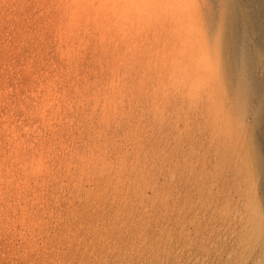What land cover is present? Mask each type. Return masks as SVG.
<instances>
[{"label": "rangeland", "instance_id": "obj_1", "mask_svg": "<svg viewBox=\"0 0 264 264\" xmlns=\"http://www.w3.org/2000/svg\"><path fill=\"white\" fill-rule=\"evenodd\" d=\"M205 1L206 0H202L201 2H204L202 4H206ZM169 2H172L174 6H181L182 4L192 5L194 2H198L197 6H200L198 0H0V243H2V245L0 244V264H15L18 260V263L20 262L21 264H264V241H262L264 240V233L262 232L264 231V210L263 213L261 211V209H264V206H262L264 205V191L260 182L261 177L258 172L254 167L249 168L250 164L244 165L247 163L246 160L249 161L246 159L247 157L245 155L246 148L244 146V140L237 138L231 141L227 138L225 133L220 135L216 128L213 129L210 115L207 116L209 120L205 116L209 114L207 111L209 101L207 96H205L206 93L204 88L195 86L193 89L191 80L186 81V79L184 81L183 76L178 73L177 67L176 70L172 68L175 72L172 74L170 73L172 70L169 72H162L161 70L164 66L161 65L162 68L156 66L164 62V57L169 56L170 53L167 52L166 49H169L173 44L172 38L170 39L166 38L167 36H163L164 33L170 35L174 30L171 22L172 11L171 9L167 10V7H171L169 6ZM105 3L107 4L105 5ZM117 6L118 8H116ZM109 12L111 15H109ZM85 22L89 26L85 24ZM89 22L92 23L90 24ZM187 23L193 27L192 35H197V39L201 38L203 41L206 40L205 16L199 14V16L187 19ZM79 24L86 26L83 28V26ZM107 25L110 26L108 27ZM159 26L161 27L160 30H158ZM83 30L84 32H82ZM108 30L110 32L109 37ZM143 30H145L144 35L142 33ZM89 31L90 33H88ZM149 32H152L153 35L151 33V35L148 34ZM158 32L159 34H157ZM63 35L65 36L63 37ZM72 36L74 37L73 41ZM80 36L79 42L82 37V40L85 41V44L81 41V43H83L82 46L78 43L77 37ZM106 37L108 38L105 39ZM63 39L67 41L65 42L64 40L63 42ZM106 40L108 42H105ZM123 41L127 42L123 43ZM103 42L105 43L103 44ZM94 44H96V46ZM111 44L112 47L113 44H115V49L110 46ZM123 44L124 47H122ZM103 45L104 51L108 48L106 52L102 50ZM109 46L115 51H112ZM118 46L121 50L117 48ZM95 47L96 49H94ZM84 48L86 49L85 51ZM92 49L95 51H92ZM116 50H118V52ZM128 53H130V55ZM92 54H94V56ZM117 58L120 61L117 60V62H115L114 60ZM105 59L107 61L104 63ZM107 62L109 63L106 64ZM127 63L130 64L128 65ZM100 64L103 65V67L100 66ZM105 64L110 66L111 69L110 67H106ZM117 64H119L118 67H116ZM151 66L153 71L156 70L158 73L154 74L150 69ZM101 67L103 68V72H100L102 71ZM115 67L116 70H114ZM95 68L98 69L95 70ZM106 69H108V71ZM124 69H126V72L121 73V70L125 71ZM163 73H165V75ZM97 74L98 76H96L95 79V75ZM100 74H104V77ZM145 74H147V78ZM108 75L114 80L110 79ZM117 75H119V77ZM191 77L194 79L193 73ZM136 78L139 79L137 80ZM89 79L91 80L89 81ZM115 79L118 80L119 83ZM88 81L90 83H87ZM120 81L125 84H122ZM162 83H164L165 86L160 88ZM87 84H89L90 87ZM94 84L96 86H93ZM136 84L139 85V89ZM99 85L101 91L98 89ZM109 85L112 90L108 89ZM114 85L115 87H113ZM122 87L126 89L123 90ZM103 89L105 91H102ZM116 90L120 91L117 92ZM195 92H198V95H196ZM136 98L137 101L135 100ZM165 99H168L165 101L166 103H164ZM168 101L174 102V105L172 103L169 104ZM109 103H111L112 107ZM104 106H106L108 110H103ZM128 107L130 108L126 109ZM170 107L172 109H170ZM179 108L182 110L180 111ZM131 110H134L135 115H133ZM104 111L107 112V114ZM182 111L184 112L181 113ZM118 112H120V114ZM163 113L167 116L164 117L165 114ZM185 113L187 115H185ZM180 114H182V116L184 115L182 118L185 120L189 117L187 122L185 120L183 122V119L181 120ZM125 117H130L128 120L131 122L127 121ZM176 119H178L179 122ZM107 120H109V122ZM150 120L152 122H150ZM169 120H171V122H168ZM100 121L104 124L106 123L105 126ZM115 121L118 123H115ZM119 121L121 122L119 123ZM190 121L191 125L189 124ZM167 122L168 125L166 124ZM169 123L174 125V129L173 125ZM109 124L108 130L106 125L108 126ZM160 124L163 127L160 128ZM141 127L142 130L140 129ZM175 130H177V132H174ZM60 131L63 132L61 133ZM104 134L107 137L109 136L108 140H106L107 137L104 139ZM259 134L257 139L264 150V132ZM146 135H148V137H146ZM110 137L111 140L113 139L112 141ZM183 137L184 139H182ZM178 138H181L179 142H177ZM186 138H188V141ZM222 138L223 140H221ZM261 140L263 141L261 142ZM130 141L131 144H128ZM183 142L185 143L183 144ZM177 143H179V145ZM96 144L102 146H99V149H97L98 146ZM195 144L197 148L194 146ZM216 144L217 146H215ZM177 145V150L179 151L176 150ZM185 145L186 149L185 147L182 148ZM188 146L190 147L188 148ZM109 147H111V149ZM191 147L194 148L192 149ZM100 148H102V151ZM164 150L166 153H164ZM195 151L198 155H195L196 153L194 154ZM221 151H223V154ZM230 151L231 153H229ZM241 152L243 156H245L243 158L246 159H244L243 162L240 155ZM159 154H162L161 158ZM212 154L215 155L213 156ZM216 154L220 155V157L218 155L216 156ZM183 155L184 158L181 159L180 157H183ZM196 156L198 158H196ZM88 157L91 158V161L88 160ZM171 157L173 159H171ZM188 158L195 164L193 165L194 167L191 161H187L190 160ZM220 160H222L221 163ZM167 161L170 163H167ZM177 161L179 163H177ZM216 161H218L219 166H217L218 164H214L217 163ZM95 162L98 165L94 164ZM188 162L191 163L189 164ZM198 162H200L199 165ZM240 162L243 163L241 167H239V164H241ZM103 163L104 165H102ZM206 163H211L212 165L210 164V166ZM189 165H191L190 167H193V169H190ZM36 166L38 169L35 168ZM83 166L85 173L83 172ZM216 166L218 171L215 169ZM248 168L254 171L251 170L250 174ZM40 169L42 171H40ZM188 169H190L192 173ZM211 169L215 171L212 172ZM245 169H247V171L243 173ZM207 170L211 172L208 174ZM216 171L217 174L215 173ZM213 173L215 174L213 175ZM241 173H243V175H241ZM247 173L249 175H246ZM230 174H233V176L235 175L234 177L236 179L232 178L233 176ZM178 175L180 177H178ZM80 177L83 178L81 179ZM192 178L194 179L192 180ZM209 178L213 180L211 181ZM232 179L234 182L231 181ZM248 179L250 180V183L248 182L249 186L247 185L248 183L245 184L244 182L248 181ZM252 180L254 183L251 182ZM82 183H85V185ZM180 183H182V185ZM90 185L92 187H90ZM100 186L102 190H98ZM187 187L189 188L187 189ZM237 187L239 188L237 189ZM82 188H84V191H82ZM86 188L88 191H86ZM254 190L256 192L258 191L257 194ZM233 192L234 194L232 195ZM251 195L255 196L256 200H253L255 198ZM153 197H155V200ZM257 198L259 201L262 200V203L257 202ZM210 202H212V204ZM125 203L127 205H125ZM104 204L105 206H103ZM254 205L258 206L255 208ZM48 206H50L49 209ZM252 207L255 209L253 210ZM148 214L150 216H148ZM258 214L262 216H257ZM142 216L143 218H141ZM260 218L263 221H260ZM258 219L260 223L262 222L263 226L262 224L257 226L259 224L257 223ZM199 222L200 224H198ZM22 230H24V232ZM16 234L18 236H16ZM101 237L104 240H102ZM258 237H260V239ZM258 240L261 242L259 243ZM262 243L263 245L261 246ZM97 248L99 250H97ZM131 250L134 253L131 252ZM12 252L15 257L11 254ZM6 254L8 255L6 256ZM14 258L17 260H13Z\"/></svg>", "mask_w": 264, "mask_h": 264}, {"label": "bare ground", "instance_id": "obj_2", "mask_svg": "<svg viewBox=\"0 0 264 264\" xmlns=\"http://www.w3.org/2000/svg\"><path fill=\"white\" fill-rule=\"evenodd\" d=\"M11 1V0H10ZM122 1V0H121ZM139 1V0H138ZM199 1V3H200V6H197V3L198 2H194L192 5H187V4H182L181 6H179V5H175L174 6V4L172 3V2H169V6H171V7H167V10H170L171 9V11H172V20H171V22H172V28H174V30L170 33V35L169 34H167V33H164L163 34V36H167L166 38H172L173 39V44L171 45V47L169 48V49H166L167 50V52H169L170 54H169V56H166V57H164L163 59H164V62H162V63H160L159 65H156V66H158V67H161L162 68V66H164V68L161 70L162 72H169L170 70H172V68H174L175 70H176V67H177V71H178V73L179 74H181V76H183V78H184V81L186 80V81H189V80H191V86H192V88L194 89L195 88V86H200V88H204V91H205V93H206V95L205 96H207V98H208V109H207V111L209 112V114H206L205 116L207 117V116H209L210 115V119H211V122H212V126H213V129L214 128H216V130H217V132L221 135V134H223V133H225L226 134V136H227V138H229L231 141H233L234 139H237V138H239L240 140L242 139V140H244V142H245V148H246V159H248L249 161H247L245 158H243V157H245V156H243V153L241 152V157H242V162L244 161V159L246 160V164H244L245 166L246 165H249V168L251 167H254V169L258 172V174L260 175V179H261V184H262V188H263V191H264V150H263V147L261 146V144H260V142L258 141V139H257V137H258V135H260L259 133H261V132H264V0H206L205 1V3L206 4H202V3H204V2H201L202 0H198ZM27 2V1H26ZM35 2V1H34ZM71 2V1H70ZM90 2V1H89ZM116 2V1H115ZM140 2H142V1H140ZM167 2V1H166ZM91 3V2H90ZM123 3V2H122ZM138 3V2H137ZM152 3V2H151ZM187 3V2H186ZM14 4V3H13ZM33 4V3H32ZM107 3H105V5H106ZM9 5V4H8ZM20 5V4H19ZM35 5V4H34ZM66 5V4H65ZM145 5V4H144ZM150 5V4H149ZM21 6V5H20ZM109 6V5H108ZM151 6V5H150ZM165 6H167V5H165ZM164 6V7H165ZM24 7V6H23ZM89 7V6H88ZM52 8V7H51ZM68 8V7H67ZM91 8H93V7H91ZM116 8H118V6L116 7ZM151 8V7H150ZM163 8V7H162ZM44 9V8H43ZM101 9V8H100ZM132 9V8H131ZM14 10V9H13ZM28 10V9H27ZM57 10H58V8H57ZM59 11V10H58ZM95 11V10H94ZM142 11V10H141ZM147 11V10H146ZM146 11H145V13H146ZM0 12H1V10H0ZM13 12V11H12ZM25 12V11H24ZM136 12V11H135ZM134 12V13H135ZM157 12V11H156ZM36 13V12H35ZM110 13V12H109ZM149 13V12H148ZM147 14V13H146ZM171 14V13H170ZM199 14H202V16H205V22H206V34H207V38H206V40L205 41H203V40H201V38L200 39H197V35L195 36V35H192V29H193V27L190 25V24H188L187 23V19H189V18H193V17H196V16H199ZM12 15V14H11ZM22 15V14H21ZM109 15H111V13L109 14ZM130 15H131V13H130ZM19 16V15H18ZM17 16V17H18ZM28 16V15H27ZM167 16H169V15H167ZM85 17H86V15H85ZM146 17H147V15H146ZM6 18V17H5ZM11 18V17H10ZM32 18H33V16H32ZM40 18H41V16H40ZM110 18H111V16H110ZM115 18H116V16H115ZM4 19V18H3ZM12 19H14V18H12ZM30 19V18H29ZM86 19V18H85ZM145 19V18H144ZM167 19H168V17H167ZM149 20V19H148ZM204 20V19H203ZM16 21V20H15ZM97 21V20H96ZM10 22V21H9ZM84 22V21H83ZM168 22V21H167ZM33 23V22H32ZM64 23H65V21H64ZM90 23V22H89ZM92 23V22H91ZM90 23V24H91ZM112 23V22H111ZM110 23V24H111ZM35 24V23H34ZM40 24H41V22H40ZM83 24V23H82ZM80 25V26H83V28L86 26H84V25ZM85 24H87L86 22H85ZM108 24H109V22H108ZM88 25V24H87ZM154 25V24H153ZM152 25V26H153ZM164 25H167V24H164ZM20 26V25H19ZM77 26V25H76ZM89 26V25H88ZM108 26V25H107ZM110 26V25H109ZM108 26V27H109ZM112 26V25H111ZM94 27V26H93ZM167 27V26H166ZM10 28V27H9ZM30 28H31V26H30ZM72 28V27H71ZM90 28V27H89ZM160 26H159V28H158V30H160ZM36 29H38V28H36ZM35 29V30H36ZM78 29V28H77ZM93 29V28H92ZM99 29V28H98ZM101 29V28H100ZM34 30V31H35ZM47 30V29H46ZM62 30H63V28H62ZM67 30V29H66ZM86 30V29H85ZM89 30V29H88ZM87 30V31H88ZM152 30V29H151ZM157 30V31H158ZM38 31V30H37ZM75 31H76V29H75ZM80 31V30H79ZM94 31V30H93ZM131 31V30H130ZM144 31L145 30H143V35H144ZM149 31V30H148ZM147 31V32H148ZM29 32V31H28ZM78 32V31H77ZM81 32V31H80ZM82 32H84V30L82 31ZM162 32V31H161ZM37 33V32H36ZM46 33V32H45ZM85 33H86V31H85ZM88 33H90V31L88 32ZM93 33V32H92ZM91 33V34H92ZM95 33H96V31H95ZM107 33V32H106ZM106 33H105V35H106ZM109 30H108V37H109ZM130 33V32H129ZM152 34V32H149L148 34ZM65 34V33H64ZM69 34V33H68ZM87 34V33H86ZM94 34V33H93ZM150 34V35H151ZM157 34H159V32L157 33ZM82 35V34H81ZM84 35V34H83ZM88 35V34H87ZM87 35H85V36H87ZM90 35V34H89ZM102 35V34H101ZM119 35V34H118ZM121 35V34H120ZM142 35V34H141ZM147 35V34H146ZM153 35V34H152ZM155 35V34H154ZM26 36V35H25ZM36 36V35H35ZM44 36V35H43ZM50 36V35H49ZM65 35H63V37H64ZM84 36V37H85ZM117 36V35H116ZM42 37V36H41ZM73 37V36H72ZM76 37V36H75ZM88 37V36H87ZM108 37H106L105 39H107ZM111 37V36H110ZM149 37V36H148ZM152 37V36H151ZM27 38V37H26ZM36 38H37V36H36ZM66 38V37H65ZM78 38V43H80L79 45H83V43H81V41H83L84 42V44H85V41L84 40H82L83 39V37H82V39H81V41L79 42V39L81 38V36L80 37H77ZM86 38V37H85ZM84 38V39H85ZM89 38V37H88ZM101 38V37H100ZM126 38V37H125ZM144 38V37H143ZM30 39H34V38H30ZM73 39H74V37L72 38V41H73ZM112 39V38H111ZM115 39V38H114ZM194 39V40H193ZM52 40V39H51ZM64 40L65 39H63V42H64ZM69 40H71V39H69ZM68 40V41H69ZM96 40V39H95ZM94 40V41H95ZM99 40V39H98ZM148 40V39H147ZM67 40H65V42H66ZM76 41H77V39H76ZM90 41V40H89ZM144 41V40H143ZM168 41V40H167ZM33 42V41H32ZM40 42V41H39ZM69 42H71V41H69ZM75 42V41H74ZM99 42V41H98ZM105 42H108L107 40L105 41ZM105 42H103V44L105 43ZM110 42V41H109ZM121 42V41H120ZM127 41H123V43H126ZM162 42V41H161ZM34 43V42H33ZM36 43H38V42H36ZM115 43V42H114ZM151 43V42H150ZM169 43V42H168ZM30 44V43H29ZM122 44V43H121ZM129 44V43H128ZM17 45V44H16ZM89 45V44H88ZM95 46H96V44H94ZM97 45H99V44H97ZM102 45V44H101ZM100 45V46H101ZM142 45V44H141ZM146 45V44H145ZM52 46V45H51ZM90 46V45H89ZM99 46V47H100ZM107 46V45H106ZM111 47H112V44L110 45ZM109 46V48H111ZM147 46V45H146ZM57 47V46H56ZM84 47H85V45H84ZM98 47V46H97ZM102 47V46H101ZM115 47V44H113V47L112 48H114ZM122 47H124V44L122 45ZM145 47V46H144ZM83 48V47H82ZM81 48V49H82ZM87 48V47H86ZM111 48V50L113 51L114 49H112ZM117 48H119V46L117 47ZM116 48V49H117ZM129 48V47H128ZM162 48V47H161ZM49 49V48H48ZM79 49V48H78ZM90 49V48H89ZM94 49H96V47L94 48ZM94 49H92V51L94 50ZM99 49V48H98ZM107 50H108V48H106ZM120 50H121V48H119ZM23 50H25V49H23ZM86 49L84 48V51H85ZM91 50V49H90ZM101 50V49H100ZM99 50V51H100ZM103 52H106V51H104V45H103ZM110 50V49H109ZM124 50H126V49H124ZM28 51H29V49H28ZM54 51V50H53ZM80 51H82V50H80ZM95 51V50H94ZM97 51V50H96ZM115 51V50H114ZM117 52H118V50H116ZM149 51V50H148ZM159 51V50H158ZM72 52V51H71ZM83 52V51H82ZM98 52V51H97ZM96 52V53H97ZM122 52V51H121ZM147 52V51H146ZM206 52V53H205ZM22 53V52H21ZM44 53V52H43ZM100 53H101V51H100ZM109 53V52H108ZM120 53V52H119ZM85 54V53H84ZM87 54V53H86ZM99 54V53H98ZM105 54H107V53H105ZM110 54H111V52H110ZM115 54H117V53H115ZM122 54V53H121ZM129 55H130V53H128ZM150 54V53H149ZM69 55V54H68ZM93 56H94V54H92ZM103 55V54H102ZM108 55V54H107ZM114 55V54H113ZM120 55V54H119ZM96 56V55H95ZM112 56V55H111ZM121 56V55H120ZM100 57V56H99ZM103 57V56H102ZM118 57V56H117ZM127 57V56H126ZM140 57H142V56H140ZM84 58V57H83ZM105 58H106V56H105ZM112 58V57H111ZM119 58V57H118ZM116 59V60H114L115 62H117V60L118 61H120L119 59ZM39 59V58H38ZM43 59V58H42ZM90 59H92V58H90ZM103 59H104V57H103ZM109 60H111L110 58H108ZM168 59H170V60H168ZM87 60V59H86ZM89 60V59H88ZM98 61H100L99 59H97ZM139 60V59H138ZM17 61V60H16ZM45 61V60H44ZM57 61V60H56ZM104 61V60H103ZM107 60L105 59V61H104V63L106 62ZM132 61V60H131ZM131 61H130V63H131ZM114 62V63H115ZM122 62H123V60H122ZM136 62H137V60H136ZM157 62V61H156ZM161 62V61H160ZM88 63V62H87ZM93 63V62H92ZM101 63V62H100ZM109 62H107L106 64H108ZM129 63V64H130ZM148 63V62H147ZM47 64V63H46ZM96 64V63H95ZM105 64V66L106 67H110V66H108V65H106ZM120 64V63H119ZM119 64H117V66L116 67H118V65ZM128 64V63H127ZM126 64V65H127ZM128 64V65H129ZM7 65V64H6ZM42 65V64H41ZM55 65V64H54ZM84 65V64H83ZM113 65H115V64H113ZM123 65V64H122ZM124 65H125V63H124ZM133 65V64H132ZM146 65V64H145ZM162 65V66H161ZM60 66V65H59ZM94 66V65H93ZM100 66H102L103 67V65H101L100 64ZM136 66V65H135ZM15 67V66H14ZM89 67V66H88ZM101 67V68H102ZM116 67L114 68V70H116ZM50 68V67H49ZM105 68V67H104ZM123 68V67H122ZM143 68V67H142ZM47 69V68H46ZM96 69H98V68H95V70ZM100 69V68H99ZM109 69V68H108ZM108 69H106L107 71H108ZM110 69H111V67H110ZM137 69V68H136ZM145 69V68H144ZM151 71L152 72H154V74L155 73H158L156 70H154L153 71V68H152V66H151ZM89 70H90V68H89ZM101 70V69H100ZM99 70V71H100ZM105 70V71H106ZM114 70H112V71H114ZM125 71H123V70H121V73L122 72H126V69H124ZM139 70V69H138ZM12 71V70H11ZM129 71H131V70H129ZM135 71V70H134ZM1 72V71H0ZM51 72V71H50ZM85 72V71H84ZM89 72V71H88ZM93 72H94V70H93ZM100 72H103V68H102V71H100ZM100 72H98V73H100ZM119 72V71H118ZM144 72V71H143ZM23 73H24V71H23ZM90 73V72H89ZM88 73V74H89ZM107 73V72H106ZM115 73V72H114ZM121 73H120V75H121ZM128 73V72H127ZM140 73V72H139ZM161 73V72H160ZM170 73H172V74H174L175 72H174V70H172ZM192 73L194 74V79L191 77L192 76ZM94 74V73H93ZM95 74H96V71H95ZM117 74H119V73H117ZM138 74V73H137ZM150 74V73H149ZM164 75H165V73H163ZM64 75V74H63ZM80 75V74H79ZM101 76H103L102 74H100ZM132 75V74H131ZM134 75V74H133ZM147 74H145V76H146ZM96 76H98V74L97 75H95V79H96ZM106 76V75H105ZM109 76V75H108ZM112 76V75H111ZM118 77H119V75H117ZM141 76V75H140ZM85 77V76H84ZM100 77V76H99ZM99 77H98V79H99ZM104 77V76H103ZM110 77V76H109ZM122 77H123V75H122ZM121 77V78H122ZM133 77V76H132ZM139 77V76H138ZM143 77H144V75H143ZM26 78V77H25ZM108 78V77H107ZM141 78V77H140ZM146 78H147V76H146ZM101 79V78H100ZM104 79V78H103ZM110 79H112V80H114L112 77H110ZM123 79H126V78H123ZM122 79V80H123ZM128 79V78H127ZM137 79V78H136ZM139 79V78H138ZM137 79V80H138ZM143 79V78H142ZM196 79V80H195ZM79 80V79H78ZM87 80V79H86ZM91 79H89V81H90ZM105 80V79H104ZM103 80V81H104ZM116 80V79H115ZM121 80V81H122ZM129 80V79H128ZM133 80V79H132ZM136 80V81H137ZM144 80V79H143ZM148 80V79H147ZM87 82V83H90V82ZM108 81V80H107ZM118 83H119V81L118 80H116ZM120 81V82H121ZM126 81V80H125ZM69 82V81H68ZM95 82V81H94ZM102 82V81H101ZM111 82V81H110ZM137 82H139V81H137ZM157 82V81H156ZM92 83V82H91ZM98 83H99V81H98ZM113 83H114V81H113ZM112 83V84H113ZM122 83V82H121ZM135 83V82H134ZM150 83V82H149ZM106 84H107V82H106ZM122 84H125V83H122ZM148 84V83H147ZM87 85H89V84H87ZM101 85H102V83H101ZM111 85V84H110ZM110 85L108 86L109 88L108 89H110ZM127 85V84H126ZM134 85V84H133ZM156 85V84H155ZM93 86H96L95 84L93 85ZM112 86V85H111ZM119 86V85H118ZM131 86H132V84H131ZM130 86V87H131ZM136 86H138V89H139V85H137L136 84ZM163 86H165V84L164 83H162L161 85H160V88H162ZM89 87H90V85H89ZM98 87V86H97ZM99 87H100V85H99ZM98 87V89L100 90L101 89V87L99 88ZM113 87H115V85L113 86ZM117 87V86H116ZM128 87V86H127ZM129 87V88H130ZM134 87V86H133ZM26 88V87H25ZM57 88V87H56ZM56 88H55V90H56ZM94 88V87H93ZM121 88V87H120ZM119 88V89H120ZM123 88V87H122ZM128 88V89H129ZM95 89V88H94ZM93 89V90H94ZM126 88H123V90H125ZM135 89V88H134ZM27 90V89H26ZM92 90V91H93ZM107 90V89H106ZM110 90H112V89H110ZM98 91V90H97ZM101 91V90H100ZM102 91H105L104 89L102 90ZM117 92L118 91H120V90H116ZM130 91V90H129ZM134 91V90H133ZM99 92V91H98ZM111 92V91H110ZM194 92V91H193ZM29 93V92H28ZM103 93V92H102ZM104 93H106V92H104ZM130 93V92H129ZM132 93V92H131ZM141 93V92H140ZM148 93V92H147ZM160 93V92H159ZM196 93V95H198V92H195ZM32 94V93H31ZM85 94V93H84ZM101 94V93H100ZM123 94H124V91H123ZM138 94V93H137ZM145 94V93H144ZM162 94V93H161ZM102 95V94H101ZM108 95V94H107ZM134 95V94H133ZM37 96V95H36ZM39 96V95H38ZM96 96V95H95ZM98 96V95H97ZM105 96V95H104ZM110 96H112V95H110ZM125 96V95H124ZM152 96V95H151ZM41 97V96H40ZM123 97V96H122ZM135 97H137V96H135ZM108 98V97H107ZM107 98H105V99H107ZM112 98V97H111ZM118 98H120V97H118ZM132 98V97H131ZM171 98V97H170ZM179 98V97H178ZM205 98V97H204ZM40 99V98H39ZM127 99V98H126ZM133 99V98H132ZM147 99V98H146ZM120 100V99H119ZM136 101H137V98L135 99ZM168 100V99H167ZM166 99L164 100V103H166L165 101H167ZM170 100V99H169ZM187 100V99H186ZM121 101H123V100H121ZM125 101V100H124ZM149 101V100H148ZM181 101V100H180ZM107 102V101H106ZM105 102V103H106ZM113 102V101H112ZM128 102V101H127ZM126 102V103H127ZM145 102V101H144ZM150 102V101H149ZM169 102V101H168ZM125 103V102H124ZM129 103H130V101H129ZM139 103V102H138ZM157 103V102H156ZM163 103V102H162ZM161 103V104H162ZM170 103H172V102H169V104ZM174 103V102H173ZM172 103V104H173ZM104 104V103H103ZM108 104V103H107ZM110 104V106H111V103H109ZM122 104H123V102H122ZM131 104V103H130ZM135 104V103H134ZM56 105V104H55ZM85 105V104H84ZM90 105V104H89ZM104 105H106V104H104ZM112 105H113V103H112ZM116 105H117V103H116ZM119 105V104H118ZM174 105V104H173ZM179 105H180V103H179ZM30 106V105H29ZM39 106V105H38ZM122 106V105H121ZM120 106V107H121ZM124 106H126V105H124ZM123 106V107H124ZM140 106V105H139ZM151 106V105H150ZM166 106H167V104H166ZM165 106V107H166ZM109 107V106H108ZM112 107V106H111ZM133 107V106H132ZM154 107V106H153ZM162 107V106H161ZM160 107V108H161ZM164 107V108H165ZM32 108V107H31ZM106 106H104V109L103 110H108V108H106ZM116 108V107H115ZM114 108V109H115ZM130 107H128V108H126V109H129ZM134 108V107H133ZM132 108V109H133ZM185 108H187V107H185ZM185 108H184V110H185ZM18 109V108H17ZM38 109V108H37ZM97 109V108H96ZM109 109H111V108H109ZM120 109V108H119ZM162 109H163V107H162ZM167 109V108H166ZM170 109H172L171 107H170ZM191 109H192V107H191ZM21 110V109H20ZM67 110V109H66ZM118 110V109H117ZM165 110V109H164ZM179 110H180V108H179ZM182 110V109H181ZM180 110V111H181ZM187 110V109H186ZM22 111V110H21ZM114 111V110H113ZM120 111V110H119ZM132 111V110H131ZM130 111V112H131ZM136 111H138V110H136ZM192 111V110H191ZM105 112V111H104ZM110 112V111H109ZM116 112V111H115ZM124 112V111H123ZM140 112V111H139ZM163 112V111H162ZM161 112V113H162ZM172 112V111H171ZM184 111H182L181 113H183ZM186 112V111H185ZM17 113V112H16ZM20 113V112H19ZM43 113V112H42ZM92 113V112H91ZM101 113V112H100ZM106 114H107V112H105ZM112 113V112H111ZM119 114H120V112H118ZM125 113V112H124ZM132 113H133V115H135L134 114V110L132 111ZM136 113H138V112H136ZM160 113V114H161ZM169 113V112H168ZM152 114V113H151ZM163 114H165V113H163ZM176 114V113H175ZM18 115H20V114H18ZM96 115V114H95ZM122 115V114H121ZM124 115V114H123ZM132 115V114H131ZM140 115V114H139ZM169 115V114H168ZM181 115V120L183 119V122H184V118H182V117H184V115L182 116V114H180ZM185 115H187L186 113H185ZM63 116V115H62ZM103 116H105V115H103ZM119 116V115H118ZM148 116H149V114H148ZM159 116V115H158ZM165 116H167L166 114L164 115V117ZM189 116V115H188ZM192 116V115H191ZM30 117V116H29ZM38 117H39V115H38ZM82 117H84V116H82ZM107 117V116H106ZM105 117V118H106ZM113 117V116H112ZM114 117H115V115H114ZM122 117H124V116H122ZM151 117V116H150ZM160 117V116H159ZM162 117V116H161ZM171 117V116H170ZM178 117V116H177ZM180 117V116H179ZM187 117V116H186ZM34 118V117H33ZM66 118V117H65ZM108 118V117H107ZM127 118V119H126ZM166 118H168V117H166ZM188 119H189V117H187ZM208 118V120H209V117H207ZM109 119V118H108ZM116 119H118V118H116ZM121 119H123V118H121ZM120 119V120H121ZM125 119L127 120V121H129L128 119H130V117L128 118V117H125ZM188 119H186L185 121L187 122V120ZM95 120V119H94ZM99 120V119H98ZM125 120V121H126ZM140 120V119H139ZM153 120V119H152ZM167 120V119H166ZM178 122H179V120L178 119H176ZM104 121V120H103ZM108 122H109V120H107ZM113 121V120H112ZM124 121V122H125ZM149 121V120H148ZM156 121V120H155ZM159 121V120H158ZM40 122V121H39ZM49 122H50V120H49ZM101 122V121H100ZM121 121H119V123H120ZM129 122H131V121H129ZM137 122H138V120H137ZM150 122H152L151 120H150ZM160 122V121H159ZM161 122H162V120H161ZM168 122H171V120H169ZM168 122L166 123L167 125H168ZM173 122V121H172ZM42 123H44V122H42ZM101 123H103V122H101ZM111 123V122H110ZM115 123H118V122H116L115 121ZM114 123V124H115ZM135 123V122H134ZM165 123V122H164ZM175 123V122H174ZM38 124V123H37ZM104 124V123H103ZM102 124V125H103ZM106 124V123H105ZM105 124H104V126H105ZM128 124V123H127ZM131 124V123H130ZM143 124V123H142ZM157 124V123H156ZM169 124H171V123H169ZM176 124H177V122H176ZM175 124V125H176ZM187 124V123H186ZM190 125H191V121H190V123H189ZM199 124V123H198ZM46 125V124H45ZM124 125H125V123H124ZM129 125V124H128ZM152 125H153V123H152ZM159 125V124H158ZM161 125V124H160ZM171 125H173V124H171ZM178 125H180V124H178ZM188 125V124H187ZM201 125H203V124H201ZM54 126V125H53ZM55 126H56V124H55ZM54 126V127H55ZM109 126H110V124L107 126L106 125V128L108 127V130H109ZM142 126V125H141ZM165 126V125H164ZM182 126V125H181ZM87 127V126H86ZM125 127V126H124ZM150 127V126H149ZM161 127H163L162 125L160 126V128ZM170 127V126H169ZM180 127V126H179ZM185 127H187V126H185ZM184 127V128H185ZM189 127V126H188ZM56 128H57V126H56ZM105 128V129H106ZM171 128H172V126H171ZM193 128V127H192ZM198 128H200V127H198ZM100 130H102L101 128H99ZM104 129V130H105ZM124 129V128H123ZM127 129V128H126ZM141 130H142V127L140 128ZM151 129V128H150ZM159 129V128H158ZM173 129H174V125H173ZM172 129V130H173ZM177 129H178V126H177ZM103 130V131H104ZM112 130V129H111ZM110 130V131H111ZM118 130V129H117ZM122 130V129H121ZM131 130V129H130ZM160 130V129H159ZM171 130V131H172ZM187 130V129H186ZM199 130V129H198ZM96 131H97V129H96ZM107 131V130H106ZM115 131V130H114ZM133 131V130H132ZM164 131V130H163ZM170 131V132H171ZM61 132V131H60ZM63 132V131H62ZM61 132V133H62ZM112 132V131H111ZM118 132V131H117ZM116 132V133H117ZM173 132V131H172ZM174 132H177V130H175ZM214 132V131H213ZM212 132V133H213ZM106 133V132H105ZM115 133V132H114ZM125 133V132H124ZM158 133V132H157ZM167 133V132H166ZM215 133V132H214ZM34 134V133H33ZM101 134V133H100ZM108 134V133H107ZM161 134H162V132H161ZM160 134V135H161ZM173 134H177V133H173ZM184 134V133H183ZM190 134V133H189ZM192 134V133H191ZM126 135V134H125ZM180 135V134H179ZM90 136V135H89ZM101 136H103V135H101ZM100 136V137H101ZM104 136H105V138L104 139H106V135L104 134ZM103 136V137H104ZM129 136V135H128ZM164 136H165V134H164ZM163 136V137H164ZM176 136V135H175ZM174 136V137H175ZM178 136V135H177ZM188 136H190V135H188ZM262 136V135H261ZM109 137V136H108ZM108 137H107V139L106 140H108ZM119 137V136H118ZM127 137V136H126ZM134 137V136H133ZM146 137H148V135H146ZM157 137V136H156ZM180 137H181V135H180ZM115 138V137H114ZM150 138V137H149ZM155 138V137H154ZM153 138V139H154ZM162 138V137H161ZM177 138V137H176ZM189 138V137H188ZM188 138H186L187 139V141H188ZM3 139V138H2ZM35 139V138H34ZM120 139H121V137H120ZM130 139V138H129ZM152 139V140H153ZM157 139H158V137H157ZM160 139V138H159ZM167 139V138H166ZM165 139V140H166ZM170 139V138H169ZM175 139V138H174ZM181 139V138H180ZM179 138H178V141L177 142H179V140H180ZM182 139H184V137L182 138ZM193 139V138H192ZM196 139V138H195ZM198 139V138H197ZM201 139V138H200ZM9 140V139H8ZM31 140V139H30ZM93 140H95V139H93ZM103 140V139H102ZM110 140H111V137H110ZM113 140V139H112ZM111 140V141H112ZM126 140V139H125ZM152 140H151V142H152ZM173 140V139H172ZM177 140V139H176ZM191 140V139H190ZM221 140H223V138L221 139ZM220 140V141H221ZM85 141V140H84ZM88 141H89V139H88ZM118 141V140H117ZM139 141V140H138ZM143 141V140H142ZM155 141V140H154ZM161 141H162V139H161ZM227 141V140H226ZM263 140H261V142H262ZM6 142V141H5ZM93 142H95V141H93ZM105 142V141H104ZM136 142V141H135ZM191 142V141H190ZM219 142V141H218ZM222 142V141H221ZM220 142V143H221ZM2 143V142H1ZM106 143V142H105ZM108 143V142H107ZM166 143V142H165ZM167 143H168V141H167ZM175 143H176V141H175ZM185 142H183V144H184ZM187 143V142H186ZM225 143V142H224ZM103 144V143H102ZM128 144H131V141H130V143L128 142ZM142 144V143H141ZM156 144H158V143H156ZM178 145H179V143H177ZM240 144V143H239ZM263 144V143H262ZM97 145V144H96ZM104 145V144H103ZM106 145V144H105ZM108 145V144H107ZM154 145V144H153ZM161 145V144H160ZM178 145H177V148H176V146H175V148H176V150L178 149ZM180 145H181V142H180ZM199 145V144H198ZM221 145H222V143H221ZM264 145V144H263ZM98 146V148L97 149H99V146H102V145H97ZM131 146V145H130ZM163 146H164V144H163ZM170 146L172 147V145L170 144ZM192 146V145H191ZM195 147H196V144L194 145ZM215 146H217V144L215 145ZM236 146V145H235ZM240 146V145H239ZM96 147V146H95ZM155 147V146H154ZM160 147V146H159ZM168 147V146H167ZM182 147V146H181ZM181 147H180V149H181ZM185 147V149H186V145L185 146H183L182 148H184ZM190 146H188V148H189ZM219 147H220V145H219ZM23 148V147H22ZM28 148V147H27ZM106 148V147H105ZM110 149H111V147H109ZM152 148V147H151ZM165 148V147H164ZM170 148V147H169ZM187 148V149H188ZM192 148V147H191ZM194 148V147H193ZM192 148V149H193ZM197 148V147H196ZM207 148V147H206ZM206 148H205V150H206ZM223 148V147H222ZM84 149V148H83ZM97 149H95V150H97ZM102 148H100V150H101ZM108 149V148H107ZM125 149V148H124ZM150 149V148H149ZM159 149V148H158ZM162 149H163V147H162ZM171 149V148H170ZM185 149H183V150H185ZM213 149V148H212ZM217 149V148H216ZM220 149V148H219ZM28 150V149H27ZM95 150H94V152H95ZM100 150H99V152H100ZM104 150V149H103ZM144 150V149H143ZM147 150V149H146ZM154 150V149H153ZM167 150H169V149H167ZM175 150V149H174ZM215 150V149H214ZM238 150H240V149H238ZM237 150V151H238ZM245 150V149H244ZM92 151H93V149H92ZM98 151V150H97ZM102 151V150H101ZM152 151V150H151ZM165 151V150H164ZM177 151H179V150H177ZM180 151H182V150H180ZM186 151V150H185ZM203 151H204V149H203ZM237 151H236V153H237ZM4 152V151H3ZM6 152V151H5ZM155 152V151H154ZM156 152H158V151H156ZM189 152H190V150H189ZM205 152V151H204ZM203 152V153H204ZM223 151H221V153H222ZM1 153V152H0ZM17 153V152H16ZM98 153V152H97ZM104 153V152H103ZM102 153V154H103ZM108 153V152H107ZM115 153V152H114ZM151 153V152H150ZM153 153V152H152ZM164 153H166V151L164 152ZM178 153V152H177ZM181 153V152H180ZM179 153V154H180ZM182 153H184V152H182ZM196 153V154H195ZM210 153V152H209ZM208 153V154H209ZM215 153V152H214ZM220 153V152H219ZM220 153V154H221ZM225 153V152H224ZM229 153H231V151L229 152ZM9 154V153H8ZM27 154V153H26ZM88 154V153H87ZM90 154V153H89ZM147 154V153H146ZM155 154V153H154ZM169 154V153H168ZM173 154V153H172ZM186 154V153H185ZM191 154V153H190ZM194 154L195 155H198V153L195 151L194 152ZM201 154V153H200ZM200 154H199V156H200ZM223 154V153H222ZM221 154V155H222ZM53 155V154H52ZM94 155H95V153H94ZM118 155H119V153H118ZM157 155V154H156ZM160 155V154H159ZM158 155V156H159ZM162 155V154H161ZM161 155H160V158H161ZM181 155V154H180ZM192 155V154H191ZM206 155V154H205ZM213 155V154H212ZM215 155V154H214ZM213 155V156H214ZM218 154H216V156H217ZM235 155H237V154H235ZM235 155H234V157H235ZM18 156V155H17ZM27 156H29V155H27ZM57 156V155H56ZM90 156H91V154H90ZM89 156V157H90ZM97 156V155H96ZM108 156V155H107ZM110 156V155H109ZM116 156V155H115ZM152 156V155H151ZM155 156V155H154ZM166 156V155H165ZM165 156H164V158H165ZM172 156V155H171ZM176 156V155H175ZM182 156V155H181ZM186 156H187V154H186ZM188 156H189V154H188ZM204 156V155H203ZM219 157H220V155H218ZM228 156V155H227ZM9 157V156H8ZM85 157V156H84ZM88 157V160H90L91 161V158H89ZM104 157V156H103ZM133 157V156H132ZM168 157V156H167ZM169 157H170V155H169ZM180 157V156H179ZM179 157H177V158H179ZM190 157H192V156H190ZM201 157H202V155H201ZM226 157V156H225ZM240 157V156H239ZM240 157V158H241ZM86 158V157H85ZM101 158H102V156H101ZM108 158V157H107ZM157 158V157H156ZM181 159L182 158H184V155H183V157H180ZM196 158H198L197 156H196ZM213 158H216V157H213ZM109 159H110V157H109ZM158 159V158H157ZM171 159H173L172 157H171ZM176 159V158H175ZM188 159H190V158H188ZM199 159H201V158H199ZM207 159V158H206ZM217 159H218V157H217ZM216 159V160H217ZM226 159V158H225ZM231 159H233V158H231ZM68 160V159H67ZM98 160V159H97ZM118 160V159H117ZM185 160V159H184ZM183 160V161H184ZM202 160V159H201ZM222 160H223V158H222ZM222 160H220V163L222 162ZM62 161H63V158H62ZM86 161V160H85ZM84 161V162H85ZM89 161V162H90ZM92 161H94V160H92ZM101 161V160H100ZM126 161V160H125ZM174 161H176V160H174ZM187 161H191L192 162V160L190 159V160H187ZM194 161H195V159H194ZM212 161V160H211ZM215 161V160H214ZM213 161V162H214ZM219 161V160H218ZM218 161H216L217 163H214V164H218L217 166H219V163H218ZM224 161V160H223ZM233 161V160H232ZM35 162V161H34ZM182 162V161H181ZM186 162V161H185ZM190 162V163H191ZM209 162V161H208ZM213 162H212V164H213ZM144 163V162H143ZM142 163V164H143ZM163 163V162H162ZM167 163H170V162H168L167 161ZM177 163H179L178 161H177ZM189 163V162H188ZM189 163V164H190ZM199 163L200 162H198V165H199ZM241 163V162H240ZM245 163V162H244ZM18 164H20V163H18ZM76 164V163H75ZM82 164H84V163H82ZM94 164H97L96 162L94 163ZM106 164V163H105ZM166 164V163H165ZM173 164V163H172ZM171 164V165H172ZM205 164V163H204ZM206 164H208V163H206ZM211 164V163H210ZM210 164H208V165H210ZM211 164V165H212ZM243 163H241V164H239L240 166L239 167H241V165H242ZM65 165V164H64ZM85 165V164H84ZM88 165V164H87ZM98 165V164H97ZM102 165H104V163L102 164ZM158 165V164H157ZM167 165V164H166ZM176 165V164H175ZM193 165H195V164H193V162H192V166ZM197 165V166H198ZM210 165V166H211ZM222 165V164H221ZM224 165V164H223ZM243 165V166H244ZM89 166H90V164H89ZM107 166V165H106ZM168 166V165H167ZM166 166V167H167ZM183 166V165H182ZM191 165H189V167H190ZM217 166H216V170L218 171V168H217ZM99 167V166H98ZM119 167H121V166H119ZM155 167V166H154ZM173 167H174V165H173ZM175 167H178V166H175ZM194 167V166H193ZM193 167H190V169L192 168L193 169ZM207 167H209V166H207ZM215 167V166H214ZM237 167H238V165H237ZM35 168H37V166L35 167ZM82 168V167H81ZM93 168V167H92ZM91 168V169H92ZM96 168H97V166H96ZM100 168V167H99ZM118 168V167H117ZM150 168V167H149ZM165 168V167H164ZM171 168H172V166H171ZM187 168H188V166H187ZM198 168H199V166H198ZM197 168V169H198ZM212 168V167H211ZM227 168V167H226ZM246 168V167H245ZM248 168V169H249ZM7 169V168H6ZM5 169V170H6ZM29 169V168H28ZM38 169V168H37ZM86 169H87V166H86ZM89 169H90V167H89ZM101 169V168H100ZM124 169V168H123ZM146 169V168H145ZM167 169V168H166ZM190 169H188V170H190ZM195 169V168H194ZM206 169H209V168H206ZM238 169V168H237ZM242 169H243V167H242ZM241 169V170H242ZM63 170V169H62ZM104 170V169H103ZM120 170V169H119ZM179 170V169H178ZM181 170V169H180ZM234 170H236V169H234ZM240 170V169H239ZM251 170H253V169H249V172H250V174H251ZM25 171V170H24ZM40 171H42L41 169H40ZM85 171V169H84V166H83V172ZM101 171V170H100ZM142 171V170H141ZM164 171V170H163ZM168 171V170H167ZM174 171V170H173ZM191 171V170H190ZM203 171V170H202ZM208 171V170H207ZM211 171L213 172V171H215V170H212L211 169ZM210 171V172H211ZM217 171L215 172L216 174H217ZM220 171V170H219ZM245 171H247V169H245L244 170V172L243 173H245ZM254 171V170H253ZM87 172H88V170H87ZM95 172V171H94ZM99 172V171H98ZM110 172V171H109ZM156 172V171H155ZM165 172V171H164ZM195 172H196V170H195ZM204 172V171H203ZM209 171H208V174L210 173ZM64 173V172H63ZM85 173V172H84ZM111 173V172H110ZM169 173V172H168ZM170 173H172V172H170ZM191 173H192V171H191ZM197 173V172H196ZM206 173V172H205ZM205 173H204V175H205ZM215 173H213V175L215 174ZM226 173V172H225ZM233 173V172H232ZM243 173H241V175H243ZM255 173V172H254ZM90 174V173H89ZM92 174H94V173H92ZM143 174V173H142ZM166 174V173H165ZM185 174H186V172H185ZM184 174V175H185ZM190 174V173H189ZM253 174V173H252ZM6 175V174H5ZM13 175V174H12ZM73 175H75V174H73ZM80 175H81V173H80ZM85 175V174H84ZM88 175V174H87ZM110 175V174H109ZM167 175V174H166ZM171 176H173L172 174H170ZM190 175H192V174H190ZM230 175H232L233 176V174H230ZM246 175H249L248 173L246 174ZM3 176H4V174H3ZM101 176V175H100ZM140 176H141V174H140ZM163 176V175H162ZM170 176V177H171ZM197 176V175H196ZM206 176V175H205ZM212 176V175H211ZM235 176V175H234ZM232 177V178H234V179H236L235 177ZM239 176V175H238ZM20 177H21V174H20ZM20 177H19V180H20ZM91 177H92V175H91ZM119 177V176H118ZM143 177V176H142ZM166 177H168V176H166ZM178 177H180L179 175H178ZM237 177V176H236ZM243 177V176H242ZM248 177V176H247ZM251 177H254V176H251ZM5 178V177H4ZM65 178V177H64ZM79 178V177H78ZM81 178V177H80ZM83 178V177H82ZM81 178V179H82ZM88 178V177H87ZM86 178V179H87ZM99 178V177H98ZM172 178H174V177H172ZM184 178H185V176H184ZM191 178V177H190ZM196 178V177H195ZM207 178H208V176H207ZM217 178V177H216ZM241 178V177H240ZM246 178V177H245ZM255 178V177H254ZM259 178V177H258ZM15 179V178H14ZM17 179V178H16ZM95 179V178H94ZM100 179V178H99ZM143 179V178H142ZM155 179V178H154ZM165 179V178H164ZM171 179V178H170ZM194 178H192V180H193ZM203 179V178H202ZM201 179V180H202ZM11 180V179H10ZM90 180V179H89ZM92 180V179H91ZM108 180V179H107ZM186 180V179H185ZM208 180V179H207ZM209 180H211L210 178H209ZM213 180V179H212ZM211 180V181H212ZM227 180V179H226ZM35 181V180H34ZM33 181V182H34ZM76 181V180H75ZM99 181H101V180H99ZM115 181V180H114ZM161 181V180H160ZM163 181V180H162ZM175 181V180H174ZM177 181V180H176ZM179 181H180V179H179ZM189 181V180H188ZM231 181H233V179L231 180ZM250 180L248 179V181H244L245 182V184H247L248 182H249ZM259 181V180H258ZM77 182V181H76ZM87 182V181H86ZM85 182V183H86ZM102 182H103V179H102ZM165 182V181H164ZM182 182V181H181ZM186 182V181H185ZM194 182V181H193ZM199 182V181H198ZM201 182V181H200ZM203 182V181H202ZM207 182V181H206ZM234 182V181H233ZM236 182V181H235ZM251 182H253V180L251 181ZM3 183V182H2ZM9 183V182H8ZM35 183H36V181H35ZM78 183V182H77ZM80 183H81V181H80ZM85 183L83 184V185H85ZM158 183V182H157ZM173 183V182H172ZM188 183V182H187ZM192 183V182H191ZM219 183V182H218ZM230 183V182H229ZM232 183V182H231ZM240 183V182H239ZM250 183V182H249ZM249 183L247 184L248 186H249ZM254 183V182H253ZM4 184V183H3ZM74 184H75V182H74ZM74 184H72V185H74ZM79 184V183H78ZM81 184V185H82ZM161 184V183H160ZM166 184H167V182H166ZM165 184V185H166ZM174 184V183H173ZM181 185H182V183H180ZM196 184V183H195ZM227 184H228V182H227ZM244 184V185H245ZM257 184V183H256ZM82 185V186H83ZM176 185H178V184H176ZM212 185V184H211ZM233 185H234V183H233ZM232 185V186H233ZM242 185V184H241ZM254 185V184H253ZM26 186V185H25ZM27 186H28V184H27ZM26 186V187H27ZM41 186V185H40ZM151 186V185H150ZM158 186V185H157ZM160 186V185H159ZM214 186V185H213ZM227 186H229V185H227ZM235 186V185H234ZM56 187V186H55ZM58 187V186H57ZM75 187V186H74ZM77 187H79V186H77ZM87 187V186H86ZM90 187H92L91 185H90ZM90 187H89V189H90ZM163 187V186H162ZM179 187H181V186H179ZM223 187V186H222ZM225 187V186H224ZM230 187V186H229ZM245 187V186H244ZM244 187H243V189H244ZM254 187H257V186H254ZM8 188V187H7ZM107 188V187H106ZM146 188V187H145ZM158 188H160V187H158ZM168 188V187H167ZM185 188V187H184ZM189 187H187V189H188ZM217 188V187H216ZM236 188V187H235ZM239 187H237V189H238ZM249 188V187H248ZM39 189V188H38ZM75 189V188H74ZM83 190L82 191H84V188H82ZM87 189V188H86ZM101 189V186H100V188L98 189V190H100ZM197 189V188H196ZM223 189V188H222ZM226 189V188H225ZM233 189V188H232ZM255 189V188H254ZM23 190V189H22ZM79 190V189H78ZM97 190V191H98ZM102 190V189H101ZM144 190V189H143ZM161 190V189H160ZM168 190V189H167ZM204 190V189H203ZM207 190V189H206ZM246 190V189H245ZM244 190V191H245ZM249 190V189H248ZM18 191H19V189H18ZM39 191H41V190H39ZM80 191V190H79ZM86 191H88V189L86 190ZM112 191V190H111ZM165 191V190H164ZM240 191V190H239ZM243 191V190H242ZM255 191V190H254ZM22 192V191H21ZM29 192H30V190H29ZM44 192V191H43ZM77 192V191H76ZM94 192V191H93ZM102 192V191H101ZM167 192V191H166ZM175 192V191H174ZM188 192V191H187ZM192 192V191H191ZM256 192V191H255ZM258 192V191H257ZM257 192H256V194H257ZM262 192V191H261ZM75 193V192H74ZM82 193V192H81ZM95 193V192H94ZM178 193V192H177ZM190 193V192H189ZM207 193V192H206ZM210 193V192H209ZM208 193V194H209ZM222 193H223V191H222ZM240 193V192H239ZM242 193V192H241ZM251 193H254V192H251ZM15 194V193H14ZM49 194V193H48ZM57 194H59V193H57ZM96 194V193H95ZM109 194V193H108ZM121 194V193H120ZM165 194V193H164ZM234 194V192L232 193V195ZM244 194V193H243ZM68 195V194H67ZM66 195V196H67ZM83 195V194H82ZM161 195V194H160ZM159 195V196H160ZM169 195V194H168ZM190 195H192V194H190ZM205 195V194H204ZM227 195V194H226ZM237 195V194H236ZM6 196V195H5ZM77 196V195H76ZM153 196V195H152ZM188 196V195H187ZM200 196V195H199ZM224 196V195H223ZM230 196V195H229ZM245 196H246V194H245ZM252 196V195H251ZM251 196H250V198H251ZM258 196V195H257ZM21 197V196H20ZM93 197H94V195H93ZM106 197V196H105ZM111 197V196H110ZM125 197V196H124ZM132 197V196H131ZM146 197V196H145ZM158 197V196H157ZM193 197V196H192ZM235 197V196H234ZM247 197V196H246ZM253 198H255V196H252ZM23 198V197H22ZM51 198V197H50ZM139 198V197H138ZM154 198V200H155V197H153ZM175 198V197H174ZM174 198H173V200H174ZM215 198V197H214ZM219 198V197H218ZM232 198V197H231ZM244 198V197H243ZM249 198V199H250ZM102 199V198H101ZM126 199V198H125ZM178 199V198H177ZM194 199V198H193ZM227 199V198H226ZM230 199V198H229ZM14 200V199H13ZM46 200V199H45ZM86 200V199H85ZM122 200H124V199H122ZM132 200V199H131ZM189 200V199H188ZM219 200H220V198H219ZM253 200H256V198L255 199H253ZM257 200H258V198H257ZM87 201V200H86ZM92 201V200H91ZM139 201V200H138ZM153 201V200H152ZM197 201V200H196ZM224 201H225V199H224ZM238 201V200H237ZM262 201V200H261ZM261 201H257V202H260V203H262ZM105 202V201H104ZM154 202V201H153ZM158 202V201H157ZM176 202V201H175ZM179 202V201H178ZM214 202V201H213ZM222 202V201H221ZM244 202V201H243ZM248 202V201H247ZM256 202V201H255ZM17 203V202H16ZM66 203V202H65ZM137 203V202H136ZM140 203V202H139ZM142 203V202H141ZM173 203V202H172ZM186 203V202H185ZM211 204H212V202H210ZM228 203V202H227ZM231 203H232V200H231ZM231 203H230V205H231ZM116 204V203H115ZM189 204V203H188ZM243 204V203H242ZM259 204V203H258ZM264 204V203H263ZM76 205V204H75ZM74 205V206H75ZM97 205V204H96ZM125 205H127L126 203H125ZM139 205V204H138ZM148 205V204H147ZM154 205V204H153ZM159 205V204H158ZM166 205V204H165ZM222 205H223V203H222ZM245 205V204H244ZM260 205H262V204H260ZM1 206V205H0ZM92 206V205H91ZM103 206H105V204L103 205ZM171 206H172V204H171ZM213 206V205H212ZM224 206V205H223ZM255 206V205H254ZM253 206V207H254ZM256 206H258V205H256ZM256 206H255V208H256ZM262 206H264V205H262ZM261 206V207H262ZM49 207L50 206H48V209H49ZM95 207V206H94ZM114 207V206H113ZM167 207V206H166ZM187 207V206H186ZM215 207V206H214ZM229 207V206H228ZM253 207H252V209H253ZM136 208V207H135ZM218 208V207H217ZM254 208V209H255ZM258 208V207H257ZM103 209V208H102ZM101 209V210H102ZM191 209V208H190ZM212 209V208H211ZM227 209V208H226ZM253 209V210H254ZM261 209V208H260ZM4 210V209H3ZM100 210V211H101ZM104 210V209H103ZM217 210V209H216ZM246 210V209H245ZM252 210V211H253ZM257 210H259V209H257ZM256 210V211H257ZM263 210L264 209H261V211H262V213H263ZM188 211V210H187ZM206 211V210H205ZM227 211V210H226ZM260 211V212H261ZM54 212V211H53ZM81 212V211H80ZM107 212V211H106ZM139 212V211H138ZM138 212H137V214H138ZM143 212V211H142ZM154 212H155V210H154ZM164 212V211H163ZM229 212V211H228ZM44 213V212H43ZM147 213V212H146ZM187 213V212H186ZM261 213V214H262ZM40 214V213H39ZM51 214H52V212H51ZM94 214V213H93ZM104 214H105V211H104ZM151 214V213H150ZM176 214V213H175ZM211 214V213H210ZM254 214H256V213H254ZM261 214H258L257 216H262ZM32 215V214H31ZM95 215V214H94ZM153 215V214H152ZM2 216V215H1ZM8 216V215H7ZM93 216V215H92ZM98 216V215H97ZM148 216H150L149 214H148ZM147 216V217H148ZM160 216V215H159ZM162 216V215H161ZM167 216V215H166ZM252 216H255V215H252ZM264 216V215H263ZM38 217V216H37ZM123 217H125V216H123ZM140 217V216H139ZM152 217V216H151ZM188 217V216H187ZM204 217V216H203ZM81 218H83V217H81ZM107 218V217H106ZM121 218V217H120ZM141 218H143V216L141 217ZM170 218V217H169ZM175 218V217H174ZM258 218V217H257ZM262 218V217H261ZM260 218V219H261ZM264 218V217H263ZM96 219V218H95ZM94 219V220H95ZM108 219V218H107ZM192 219V218H191ZM204 219V218H203ZM93 220V221H94ZM109 220V219H108ZM123 220V219H122ZM176 220V219H175ZM195 220V219H194ZM193 220V221H194ZM38 221H39V219H38ZM85 221V220H84ZM96 221V220H95ZM120 221V220H119ZM164 221V220H163ZM189 221V220H188ZM258 221H259V219H258ZM257 221V223H259L257 226H259L260 224H262V222L260 223V221H263L262 219L258 222ZM34 222V221H33ZM53 222V221H52ZM58 222V221H57ZM132 222V221H131ZM134 222V221H133ZM170 222V221H169ZM172 222V221H171ZM36 223V222H35ZM51 223V222H50ZM104 223V222H103ZM118 223V222H117ZM116 223V224H117ZM150 223V222H149ZM174 223V222H173ZM178 223V222H177ZM202 223V222H201ZM224 223H226V222H224ZM256 223V222H255ZM34 224V223H33ZM33 224H32V226H33ZM100 224V223H99ZM151 224V223H150ZM170 224V223H169ZM198 224H200V222L198 223ZM242 224H244V223H242ZM92 225V224H91ZM140 225V224H139ZM171 225V224H170ZM169 225V226H170ZM173 225V224H172ZM189 225V224H188ZM9 226V225H8ZM21 226H22V224H21ZM36 226V225H35ZM96 226H97V224H96ZM262 226H263V224H262ZM262 226H261V228H262ZM54 227V226H53ZM82 227V226H81ZM152 227V226H151ZM157 227V226H156ZM174 227V226H173ZM175 227H176V225H175ZM205 227V226H204ZM254 227V226H253ZM255 227H256V225H255ZM254 227V228H255ZM69 228V227H68ZM92 228V227H91ZM153 228V227H152ZM196 228V227H195ZM206 228V227H205ZM257 228V227H256ZM263 228H264V226H263ZM9 229V228H8ZM107 229V228H106ZM121 229V228H120ZM133 229V228H132ZM171 229H172V227H171ZM31 230V229H30ZM68 230V229H67ZM109 230V229H108ZM117 230V229H116ZM143 230V229H142ZM168 230H170V229H168ZM175 230V229H174ZM258 230H259V227H258ZM258 230H257V233H258ZM262 230V229H261ZM23 232H24V230H22ZM45 231V230H44ZM69 231V230H68ZM123 231V230H122ZM181 231V230H180ZM228 231V230H227ZM61 232V231H60ZM99 232H100V230H99ZM146 232H148V231H146ZM157 232V231H156ZM197 232V231H196ZM254 232V231H253ZM263 233H264V231H262ZM6 233V232H5ZM53 233V232H52ZM90 233V232H89ZM96 233V232H95ZM94 233V234H95ZM103 233V232H102ZM127 233V232H126ZM164 233V232H163ZM171 233V232H170ZM256 233V232H255ZM257 233H256V235H257ZM259 233H260V231H259ZM29 234V233H28ZM31 234V233H30ZM66 234V233H65ZM101 234V233H100ZM99 234V235H100ZM116 234V233H115ZM141 234V233H140ZM162 234V233H161ZM173 234V233H172ZM175 234V233H174ZM40 235H41V233H40ZM106 235V234H105ZM187 235V234H186ZM189 235V234H188ZM255 235V236H256ZM259 235V234H258ZM16 236H18L17 234H16ZM93 236V235H92ZM143 236V235H142ZM168 236V235H167ZM166 236V237H167ZM86 237V236H85ZM97 237H99V236H97ZM105 237V236H104ZM154 237V236H153ZM260 237H261V235H260ZM260 237H258L259 239H260ZM10 238V237H9ZM29 238V237H28ZM102 238V237H101ZM114 238V237H113ZM126 238V237H125ZM147 238V237H146ZM253 238H254V236H253ZM18 239H20V238H18ZM112 239V238H111ZM137 239V238H136ZM257 239V238H256ZM263 239V238H262ZM3 240V239H2ZM90 240V239H89ZM102 240H104L103 238H102ZM126 240V239H125ZM138 240V239H137ZM141 240V239H140ZM171 240V239H170ZM187 240V239H186ZM17 241V240H16ZM105 241H107V240H105ZM147 241V240H146ZM178 241V240H177ZM207 241V240H206ZM243 241V240H242ZM259 241V240H258ZM262 241H264V240H262ZM15 242V241H14ZM126 242V241H125ZM173 242V241H172ZM203 242H205V241H203ZM233 242V241H232ZM261 241H259V243H260ZM4 243V242H3ZM22 243V242H21ZM86 243V242H85ZM122 243V242H121ZM138 243V242H137ZM142 243V242H141ZM195 243V242H194ZM229 243V242H228ZM1 245H2V243H0ZM28 244V243H27ZM66 244V243H65ZM73 244V243H72ZM77 244V243H76ZM150 244V243H149ZM204 244V243H203ZM4 245V244H3ZM10 245H11V243H10ZM17 245V244H16ZM101 245V244H100ZM163 245V244H162ZM193 245V244H192ZM263 245V243L261 244V246ZM8 246V245H7ZM29 246V245H28ZM90 246H91V244H90ZM95 246V245H94ZM93 246V247H94ZM144 246H146V245H144ZM168 246V245H167ZM189 246V245H188ZM198 246H199V244H198ZM255 246H256V243H255ZM260 246V248L263 250V248ZM14 247V246H13ZM15 247H17V246H15ZM136 247V246H135ZM181 247V246H180ZM253 247H254V245H253ZM7 248V247H6ZM11 248V247H10ZM34 248V247H33ZM161 248V247H160ZM171 248V247H170ZM190 248V247H189ZM13 249V248H12ZM177 249V248H176ZM11 250V249H10ZM9 250V251H10ZM26 250H27V248H26ZM31 250H32V248H31ZM37 250V249H36ZM55 250V249H54ZM97 250H99L98 248H97ZM136 250V249H135ZM166 250V249H165ZM180 250V249H179ZM192 250V249H191ZM206 250V249H205ZM255 250H256V248H255ZM260 250V249H259ZM7 251V250H6ZM15 251H17V250H15ZM23 251V250H22ZM79 251V250H78ZM158 251V250H157ZM173 251V250H172ZM171 251V252H172ZM11 252V251H10ZM56 252V251H55ZM90 252V251H89ZM131 252H133L132 250H131ZM4 253V252H3ZM9 253V252H8ZM50 253V252H49ZM72 253H73V251H72ZM134 253V252H133ZM169 253V252H168ZM179 253V252H178ZM195 253V252H194ZM260 253V252H259ZM263 253H264V251H263ZM12 255H14L13 254V252L11 253ZM48 254V253H47ZM150 254V253H149ZM155 254V253H154ZM162 254V253H161ZM4 255H5V253H4ZM8 254H6V256H7ZM11 255V256H12ZM17 255H18V253H17ZM22 255V254H21ZM28 255V254H27ZM45 255V254H44ZM65 255V254H64ZM114 255V254H113ZM120 255V254H119ZM133 255V254H132ZM166 255V254H165ZM191 255V254H190ZM101 256V255H100ZM153 256V255H152ZM151 256V257H152ZM189 256V255H188ZM14 257H15V255H14ZM21 257V256H20ZM26 257V256H25ZM119 257V256H118ZM133 257V256H132ZM1 258V257H0ZM10 258V257H9ZM22 258V257H21ZM24 258V257H23ZM39 258V257H38ZM86 258V257H85ZM91 258V257H90ZM96 258V257H95ZM101 258V257H100ZM139 258V257H138ZM4 259V258H3ZM25 259V258H24ZM53 259V258H52ZM66 259V258H65ZM114 259V258H113ZM121 259V258H120ZM146 259V258H145ZM158 259V258H157ZM156 259V260H157ZM13 260H17V259H13ZM23 260V259H22ZM32 260V259H31ZM50 260V259H49ZM80 260V259H79ZM102 260V259H101ZM161 260V259H160ZM193 260V259H192ZM264 260V259H263ZM2 261V260H1ZM6 261V260H5ZM10 261V260H9ZM19 261V260H18ZM18 261L16 262V263H18ZM86 261V260H85ZM89 261H92V260H89ZM104 261V260H103ZM173 261V260H172ZM3 262V261H2ZM12 262V261H11ZM15 262V261H14ZM56 262V261H55ZM62 262V261H61ZM140 262H142V261H140ZM183 262V261H182ZM15 263V264H16ZM20 263V262H19ZM18 263V264H19ZM22 263H24V262H22ZM52 263V262H51ZM70 263V262H69ZM97 263V262H96ZM99 263V262H98ZM181 263V262H180ZM188 263V262H187ZM5 264V263H4ZM7 264V263H6ZM21 264V263H20ZM42 264V263H41ZM44 264V263H43ZM145 264V263H144ZM149 264V263H148ZM163 264V263H162Z\"/></svg>", "mask_w": 264, "mask_h": 264}]
</instances>
